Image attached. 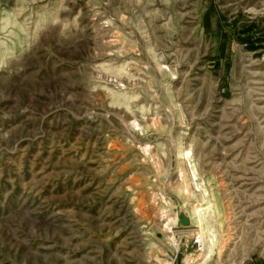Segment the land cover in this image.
Listing matches in <instances>:
<instances>
[{
	"label": "rangeland",
	"instance_id": "rangeland-1",
	"mask_svg": "<svg viewBox=\"0 0 264 264\" xmlns=\"http://www.w3.org/2000/svg\"><path fill=\"white\" fill-rule=\"evenodd\" d=\"M0 264H264V0H0Z\"/></svg>",
	"mask_w": 264,
	"mask_h": 264
},
{
	"label": "bare ground",
	"instance_id": "bare-ground-1",
	"mask_svg": "<svg viewBox=\"0 0 264 264\" xmlns=\"http://www.w3.org/2000/svg\"><path fill=\"white\" fill-rule=\"evenodd\" d=\"M184 156H188V154H184ZM203 211L204 210H202L201 208L200 209H198V212H197V214H198V217H199V219H200V221H201V224H202V221H203ZM199 229V232L200 233H202V235H205L206 234V232L204 231V225L202 224L201 225V228H198ZM202 237H200V239H201ZM204 242V241H203ZM209 243H210V246L208 247V251H209V253H210V251L213 249L212 247L214 246V244H215V236H213L212 238H209ZM203 247H204V243H203ZM210 257V256H209Z\"/></svg>",
	"mask_w": 264,
	"mask_h": 264
},
{
	"label": "built area",
	"instance_id": "built-area-1",
	"mask_svg": "<svg viewBox=\"0 0 264 264\" xmlns=\"http://www.w3.org/2000/svg\"><path fill=\"white\" fill-rule=\"evenodd\" d=\"M203 239H200L199 237H196L193 240L192 247L195 249L197 252H201V249L203 247Z\"/></svg>",
	"mask_w": 264,
	"mask_h": 264
},
{
	"label": "water",
	"instance_id": "water-1",
	"mask_svg": "<svg viewBox=\"0 0 264 264\" xmlns=\"http://www.w3.org/2000/svg\"><path fill=\"white\" fill-rule=\"evenodd\" d=\"M178 225H180V227H190L191 225H190V219H189V217L186 215H182V216H180V220H179V224Z\"/></svg>",
	"mask_w": 264,
	"mask_h": 264
},
{
	"label": "trees",
	"instance_id": "trees-1",
	"mask_svg": "<svg viewBox=\"0 0 264 264\" xmlns=\"http://www.w3.org/2000/svg\"><path fill=\"white\" fill-rule=\"evenodd\" d=\"M255 39H257V38H255ZM254 41H255V42H258L257 40H253L252 43H253ZM257 47H258V46H255V45H254V48H253V49H257Z\"/></svg>",
	"mask_w": 264,
	"mask_h": 264
}]
</instances>
